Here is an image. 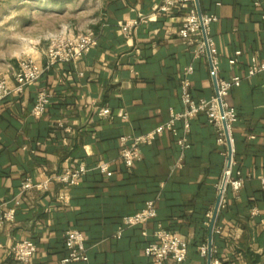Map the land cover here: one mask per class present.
<instances>
[{"label":"crops","instance_id":"0c3cea01","mask_svg":"<svg viewBox=\"0 0 264 264\" xmlns=\"http://www.w3.org/2000/svg\"><path fill=\"white\" fill-rule=\"evenodd\" d=\"M162 2L59 0V36L93 33L98 41L79 61L53 66L0 104V218L15 212L13 221L0 226V264H18L12 249L23 240L37 245L30 264H62L71 229L90 239L88 260L78 264H155L144 249L159 226L188 243L183 264L207 262L198 248L209 244L217 185L229 153L207 117L192 121L191 146L183 156L165 133L141 148L132 169L119 158L121 136L149 132L171 112L183 111L180 85L188 67L194 69V98L216 94L209 57H195L178 35L184 13H158ZM199 7L218 17L210 29L219 53L216 79L242 78L227 100L238 115L231 131L233 158L246 181L239 192L228 188L225 194L211 255L222 264H264V74L247 77L251 59L264 63V0H204ZM126 24L132 26L129 35L122 30ZM32 59L45 65V51ZM18 68L14 62L0 73L10 87ZM43 89L52 100L37 119L31 112ZM105 108L108 117L99 115ZM103 163H109L111 176L97 169ZM81 165L89 171L77 186L53 183L46 192L20 195L27 178L40 182ZM149 201L157 217L117 240V224Z\"/></svg>","mask_w":264,"mask_h":264},{"label":"built area","instance_id":"2783aa9c","mask_svg":"<svg viewBox=\"0 0 264 264\" xmlns=\"http://www.w3.org/2000/svg\"><path fill=\"white\" fill-rule=\"evenodd\" d=\"M200 1V0H199ZM174 9L184 13L180 28L179 37L185 44L194 48V56H208L211 63V75L217 76L219 69V53L214 39L210 36L211 25L218 21L214 14H199L195 0H163L158 7V13H167ZM264 17V15H263ZM132 26L128 24L122 26L125 34H130ZM98 38L93 33L81 35H61L54 38L47 51L45 52L46 64L40 65L34 59L27 57L19 62V68L14 74L15 86L10 87L4 77H0V104L5 102L10 96L20 94L31 84L38 82L42 76L53 66L57 64H69L82 59L94 46L97 45ZM241 53L236 52V56ZM230 64H235L232 59ZM193 67H188L181 80V101L184 106L181 112H171L170 118L163 124L140 135L121 136L120 160L124 167L132 169L140 160L141 148L153 144L159 137L169 133L176 141L181 151V156L190 148L189 133L191 123L199 115L207 117L208 123L212 125L217 133V142L228 145L232 149V158H228L223 170L220 182L217 185L218 194L222 195L220 207L226 203L225 194L228 188L235 193L239 192L244 184L245 177L239 169H236L234 155V139L231 135L232 127L238 121L236 109L228 102L231 91L240 87L242 78L234 76L229 80H217V92L210 98H194L191 87L190 76L193 74ZM259 74H264V63L251 59L247 77L253 78ZM52 100V94L49 90H41L36 98L35 105L31 115L34 118H41L47 111ZM102 117H108L110 110L105 108L100 113ZM182 123V128L178 123ZM225 124V125H224ZM229 157V153H228ZM102 172L111 176L109 163H103L97 166ZM88 168L81 165L77 169L65 168L62 171L49 176L47 179L35 182L31 178L25 179L21 184L20 195L36 191L46 192L53 183L63 184L70 187L79 185L81 179L87 174ZM261 188L264 190V171L260 175ZM66 199V197H61ZM14 210H9L2 214L0 226L7 221H13ZM157 217V210L154 201H149L140 211L125 216L121 225L118 227L114 237L119 240L122 238L125 230L143 226ZM154 241L149 243L145 249V255L151 258L155 264H183L189 258V247L186 240L165 230L161 226L154 232ZM65 247L67 256L62 260V264L81 263L88 260V248L86 246L87 238L79 230L71 229L65 233ZM37 252V245L31 240H23L14 245L12 249L13 257L18 264H30ZM200 257L205 261L208 257V247L201 245L198 248ZM202 264H207L204 262ZM211 264H222L218 258L211 259Z\"/></svg>","mask_w":264,"mask_h":264},{"label":"rangeland","instance_id":"374dc122","mask_svg":"<svg viewBox=\"0 0 264 264\" xmlns=\"http://www.w3.org/2000/svg\"><path fill=\"white\" fill-rule=\"evenodd\" d=\"M56 37L59 0H0V73L8 64L19 66L22 59L46 52Z\"/></svg>","mask_w":264,"mask_h":264},{"label":"water","instance_id":"95a60500","mask_svg":"<svg viewBox=\"0 0 264 264\" xmlns=\"http://www.w3.org/2000/svg\"><path fill=\"white\" fill-rule=\"evenodd\" d=\"M195 1H196L198 12L201 15L202 13H201L200 7H199V0H195ZM214 84H215V88H216V92H217V80L216 79L214 80ZM231 158H232V149L229 147V157H228V161L229 162H230ZM221 198H222V195L220 194L218 196V198H217V202H216V205H215V209H214L213 217H212V221H211L210 238H209V244H208L209 253H208V257H207V264H211V259H212V255H211V250H212V232H213V227H214V224H215L216 216H217V213H218L219 208H220Z\"/></svg>","mask_w":264,"mask_h":264},{"label":"trees","instance_id":"16d2710c","mask_svg":"<svg viewBox=\"0 0 264 264\" xmlns=\"http://www.w3.org/2000/svg\"><path fill=\"white\" fill-rule=\"evenodd\" d=\"M203 1H204V0H200L201 5H202V2H203ZM88 170H89V168H88ZM122 220H123V219H122ZM122 220L117 224V228L121 225ZM130 229H131V228H130ZM127 230H129V229H127ZM127 230H125V232H126ZM116 231H117V230H116ZM125 232H124L122 238L124 237ZM84 235L87 237L86 246H87V248L89 249L88 244H89V242H90V239L88 238V236H87L86 234H84ZM122 238H121V239H122ZM121 239H119V240H121ZM198 253H199V252H198ZM66 256H67V252H66L65 257H66ZM65 257H64V258H65ZM71 264H78V263H71Z\"/></svg>","mask_w":264,"mask_h":264}]
</instances>
